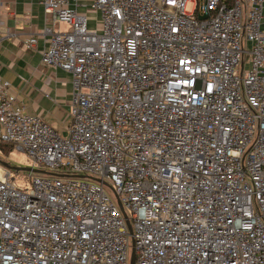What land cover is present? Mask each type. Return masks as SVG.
Masks as SVG:
<instances>
[{
    "label": "built area",
    "instance_id": "built-area-1",
    "mask_svg": "<svg viewBox=\"0 0 264 264\" xmlns=\"http://www.w3.org/2000/svg\"><path fill=\"white\" fill-rule=\"evenodd\" d=\"M38 4L70 125L0 79V144L55 174L0 166V264H127L129 238L135 264H264V0Z\"/></svg>",
    "mask_w": 264,
    "mask_h": 264
},
{
    "label": "crops",
    "instance_id": "crops-1",
    "mask_svg": "<svg viewBox=\"0 0 264 264\" xmlns=\"http://www.w3.org/2000/svg\"><path fill=\"white\" fill-rule=\"evenodd\" d=\"M43 26L38 0H0V79L9 83L15 106L43 118L64 136L70 125L71 78L40 64L48 43L41 37ZM32 37L37 40L30 47Z\"/></svg>",
    "mask_w": 264,
    "mask_h": 264
},
{
    "label": "rangeland",
    "instance_id": "rangeland-1",
    "mask_svg": "<svg viewBox=\"0 0 264 264\" xmlns=\"http://www.w3.org/2000/svg\"><path fill=\"white\" fill-rule=\"evenodd\" d=\"M192 8L191 4H187L185 7L186 12H189ZM58 28L60 31L66 32L69 30V26L61 23L58 25ZM5 150L0 147V161H4L12 167L16 168H30L31 167V162L29 159L26 157V155L15 148H13L9 152H4ZM11 172V178H14L15 184L18 187H24L27 185L29 182L26 180V178L31 174V172H26V171H20V172H15V171H10ZM104 191L105 193L108 194V196L115 201V196L112 192V190L108 186H104ZM126 214L129 215V213L126 211ZM132 250V244H131V239L129 238L128 242V248H127V264H129V259H130V254Z\"/></svg>",
    "mask_w": 264,
    "mask_h": 264
},
{
    "label": "water",
    "instance_id": "water-1",
    "mask_svg": "<svg viewBox=\"0 0 264 264\" xmlns=\"http://www.w3.org/2000/svg\"><path fill=\"white\" fill-rule=\"evenodd\" d=\"M199 19H204L205 18V15H202V16H199L198 17ZM0 166L2 168H4L5 170H8V171H15V172H20V171H26V172H31V173H35V174H41V175H55V174H52V173H48L44 170H38V169H31V168H16V167H12L10 166V164L4 162V161H0ZM77 178H86V179H90L92 181H96V182H100L99 179H95V178H91V177H87V176H83V175H78V176H75ZM117 205L122 213V216L123 218L125 219V222H126V226H127V229H128V232L129 234H131V226H130V223L127 219V216L125 215L121 205H120V202L117 200ZM132 247H133V242H132ZM129 264H135V254H134V250L132 248L131 250V254H130V259H129Z\"/></svg>",
    "mask_w": 264,
    "mask_h": 264
},
{
    "label": "trees",
    "instance_id": "trees-1",
    "mask_svg": "<svg viewBox=\"0 0 264 264\" xmlns=\"http://www.w3.org/2000/svg\"><path fill=\"white\" fill-rule=\"evenodd\" d=\"M0 147L5 150L4 152H9L12 150V148L10 146H7V145L0 144Z\"/></svg>",
    "mask_w": 264,
    "mask_h": 264
}]
</instances>
